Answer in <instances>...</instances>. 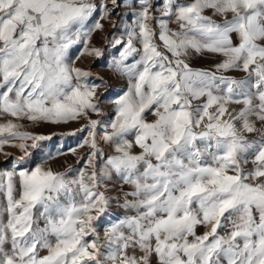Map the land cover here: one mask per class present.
<instances>
[{
	"label": "snow or ice",
	"instance_id": "1",
	"mask_svg": "<svg viewBox=\"0 0 264 264\" xmlns=\"http://www.w3.org/2000/svg\"><path fill=\"white\" fill-rule=\"evenodd\" d=\"M0 155V264H264V0H0Z\"/></svg>",
	"mask_w": 264,
	"mask_h": 264
},
{
	"label": "rangeland",
	"instance_id": "2",
	"mask_svg": "<svg viewBox=\"0 0 264 264\" xmlns=\"http://www.w3.org/2000/svg\"><path fill=\"white\" fill-rule=\"evenodd\" d=\"M111 31L110 25L107 23L105 24V30L103 33H97L93 37V43L98 46V47H103L104 46V37L105 35ZM78 54V52L74 51L73 55L75 56ZM111 52H106L104 58L102 59H96L93 60L91 58H85L83 59L82 62L78 61L79 66L85 67L86 69H89L93 77H103L107 83L108 87L107 89L101 88L99 89V92L104 93L105 98L111 99L114 98L118 93H120L121 89L126 86V81L115 74L111 72V70L107 67L108 60L111 56ZM210 63V60L207 58H197L193 61V66L194 67H207L208 64ZM237 75H242L237 74ZM99 82V81H97ZM105 111L111 115V108L112 105L106 104L105 106ZM95 118V117H93ZM76 127H79L78 124L76 123H71L67 126H62V127H57V126H41L38 128H31L29 130L37 132V133H44V134H50L52 132L56 133H61V132H66L70 131ZM64 147L67 148L69 146H75L78 143V139L76 137H64ZM56 145H59L61 143V138L59 136L54 137L53 141ZM7 152H11L14 155H17L18 152L16 149L10 148V147H5L4 149ZM86 151V149L82 150ZM39 163V159L36 161ZM68 164H72L73 166L79 167V165H76L75 158L72 156H68L66 158H60L56 162H53L51 166L56 169L62 171L65 167H67ZM9 166V163L5 161L3 155H0V167L2 168H7ZM114 212L118 214H122L123 210L118 209V208H113L112 209ZM203 229H200L202 231ZM103 232V229L101 228V233Z\"/></svg>",
	"mask_w": 264,
	"mask_h": 264
}]
</instances>
